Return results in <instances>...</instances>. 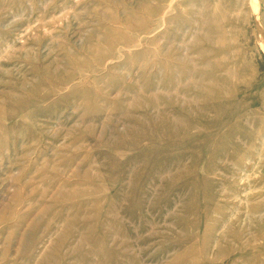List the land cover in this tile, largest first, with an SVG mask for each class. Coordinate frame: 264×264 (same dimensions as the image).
I'll return each instance as SVG.
<instances>
[{"label": "rangeland", "instance_id": "obj_1", "mask_svg": "<svg viewBox=\"0 0 264 264\" xmlns=\"http://www.w3.org/2000/svg\"><path fill=\"white\" fill-rule=\"evenodd\" d=\"M0 264H264V0H0Z\"/></svg>", "mask_w": 264, "mask_h": 264}]
</instances>
